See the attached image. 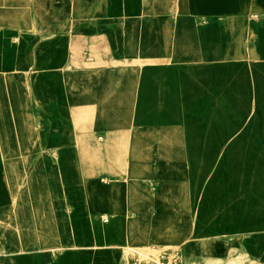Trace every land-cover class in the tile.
Returning a JSON list of instances; mask_svg holds the SVG:
<instances>
[{"label": "crops", "instance_id": "obj_1", "mask_svg": "<svg viewBox=\"0 0 264 264\" xmlns=\"http://www.w3.org/2000/svg\"><path fill=\"white\" fill-rule=\"evenodd\" d=\"M128 114L182 143L264 138V0H0V170L32 154L45 184L37 154L62 151L71 181L76 125Z\"/></svg>", "mask_w": 264, "mask_h": 264}, {"label": "rangeland", "instance_id": "obj_2", "mask_svg": "<svg viewBox=\"0 0 264 264\" xmlns=\"http://www.w3.org/2000/svg\"><path fill=\"white\" fill-rule=\"evenodd\" d=\"M121 116L76 125L71 181L62 151L37 154L45 184L32 154L0 170V264H263L264 138L182 143Z\"/></svg>", "mask_w": 264, "mask_h": 264}, {"label": "built area", "instance_id": "obj_3", "mask_svg": "<svg viewBox=\"0 0 264 264\" xmlns=\"http://www.w3.org/2000/svg\"><path fill=\"white\" fill-rule=\"evenodd\" d=\"M133 252L136 253V254L142 255V252H140V251H133Z\"/></svg>", "mask_w": 264, "mask_h": 264}]
</instances>
